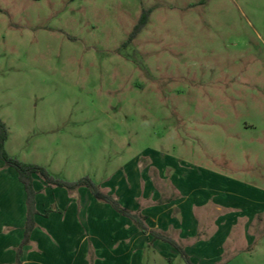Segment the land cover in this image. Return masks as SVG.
<instances>
[{
  "label": "rangeland",
  "instance_id": "rangeland-1",
  "mask_svg": "<svg viewBox=\"0 0 264 264\" xmlns=\"http://www.w3.org/2000/svg\"><path fill=\"white\" fill-rule=\"evenodd\" d=\"M147 9L149 24L129 43ZM0 120L10 156L57 179L90 177L123 208L116 195H131L135 177L142 195L149 177L180 197L150 156L164 153L228 191L254 187L264 209V0H0ZM132 167L140 176L126 175L127 187L104 189ZM1 172L18 175L2 160ZM35 178L41 195H78ZM239 214L213 199L196 209L194 239L165 234L186 249L237 221L213 263L264 264V213ZM101 243L88 241L78 264H127L126 243ZM165 247L143 264H187Z\"/></svg>",
  "mask_w": 264,
  "mask_h": 264
},
{
  "label": "crops",
  "instance_id": "crops-1",
  "mask_svg": "<svg viewBox=\"0 0 264 264\" xmlns=\"http://www.w3.org/2000/svg\"><path fill=\"white\" fill-rule=\"evenodd\" d=\"M150 156L154 159L153 163L158 168L161 178L176 188L180 194L179 198L162 195L160 190L154 188L155 185L149 177H145L146 187L142 195L140 187L137 188L135 177L140 175L133 167L129 174L126 171H119L121 175L117 180L113 182L110 180L108 184H104L106 190L121 186L123 183V187H127L125 184L128 183L124 177L135 175L132 176L135 177L132 194L127 195L124 189L123 193L116 196L125 209L140 212L146 218V224L150 229H157V232L162 231L160 233L164 234L170 233L173 229L179 233V239L182 241L194 239L200 224L196 209L206 207L213 199L220 207L239 210L238 221L246 217L251 221L264 213V209L256 210V195L263 193L256 194L254 187L243 185L245 188L241 186L240 191L238 188L237 191H228L226 182L212 176L209 170H206V174L187 170L183 162L164 153ZM6 175L9 174L0 173V264H17V250L24 239L27 219L26 192L18 175L12 176L11 180ZM37 183L38 180L34 176L37 192L38 215L35 218L37 228L32 233L31 244L23 249L21 264H55L53 260L56 263L59 259L63 261L64 255L70 258L69 264H78L79 258L84 262L86 243L90 240L94 241L97 248L103 241L126 243L128 245L126 254H129L127 264L132 263L133 255V264H143L148 255L158 257L165 252L163 249H168L165 246L170 245L143 233L131 219L122 216L110 205L96 200L88 189H79L76 191L78 195H69L65 191H59L60 195H41ZM229 197L233 202L247 201L248 208L239 209L236 204L229 205ZM139 200L144 201L143 206ZM149 201L157 204L149 205L147 204ZM51 208L54 211L46 216V211ZM236 223L237 221L231 222L228 229H225L226 225H220L215 236L187 246L184 248L185 252L195 264H214L213 262L223 261V248L229 242ZM175 251L178 252L177 249Z\"/></svg>",
  "mask_w": 264,
  "mask_h": 264
},
{
  "label": "trees",
  "instance_id": "trees-1",
  "mask_svg": "<svg viewBox=\"0 0 264 264\" xmlns=\"http://www.w3.org/2000/svg\"><path fill=\"white\" fill-rule=\"evenodd\" d=\"M152 9L144 10L141 17L135 26L133 32L129 37V43H131L149 24ZM9 139V129L7 125L0 120V160H2L6 166L14 168L19 177V181L25 188L26 192V211L27 219L25 225L24 239L17 250V264H21V258L23 255V249L25 246L31 244V236L34 230L37 228L36 216L38 211L36 208V196L37 192L34 186V176H40L45 183L50 187H61L67 189L69 192L74 193L80 188H87L90 193L96 198V200L110 205L114 210L124 217H127L133 221V223L145 234H149L154 240L164 241L173 247H175L180 253L181 257L187 264H193L189 256L185 252V249L172 238L167 235L151 230L146 224V218L140 212H131L123 208L119 200L112 195L103 192L98 184H96L90 177H84L77 181H65L53 177L49 171L42 166L24 163L16 158L10 156L6 150V143ZM54 210L48 209L46 216L50 215Z\"/></svg>",
  "mask_w": 264,
  "mask_h": 264
}]
</instances>
